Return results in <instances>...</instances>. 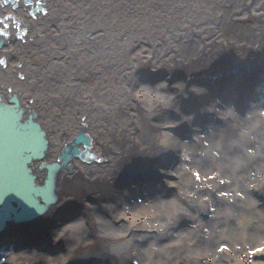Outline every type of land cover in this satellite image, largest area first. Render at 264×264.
Here are the masks:
<instances>
[{
    "label": "bare ground",
    "instance_id": "obj_1",
    "mask_svg": "<svg viewBox=\"0 0 264 264\" xmlns=\"http://www.w3.org/2000/svg\"><path fill=\"white\" fill-rule=\"evenodd\" d=\"M37 2L0 0V101L16 93L19 121L36 112V184L47 174L39 164L70 151L81 124L93 157L48 171L56 201L21 228V241L40 239L4 249L0 264H251L264 247V103L201 76L264 73V0H44L48 24ZM11 21L23 28L20 48ZM141 172L163 185L140 177L112 188ZM79 203L87 215L65 211Z\"/></svg>",
    "mask_w": 264,
    "mask_h": 264
},
{
    "label": "water",
    "instance_id": "obj_2",
    "mask_svg": "<svg viewBox=\"0 0 264 264\" xmlns=\"http://www.w3.org/2000/svg\"><path fill=\"white\" fill-rule=\"evenodd\" d=\"M42 2L43 0H38L37 9L42 8L40 5ZM3 3L16 5L15 0H3ZM6 17H11V14ZM16 28L18 29L16 35L20 36L21 26ZM1 34H7L6 28H2ZM3 44V38H0V49ZM0 62L4 63L2 57ZM7 103L0 101V252L10 247L16 249L26 246V237L21 241L24 236L21 228L29 224L33 226L37 220L36 215L47 210L49 205L56 201L53 182L55 175L48 174V171L52 167L67 166L65 157L70 155L82 161L93 157L85 142L83 134L85 126L81 124L79 132L71 138L70 151L68 148V151H62V157L56 162L39 164V167L47 169V174L40 178L41 185L36 184L35 173L29 166L33 165L31 161L39 158L44 150V132L34 121L35 111L28 113L25 120L19 121L22 110L19 106L22 103L16 93L8 95ZM75 143H84L86 148L80 150L74 146ZM46 202L48 203L44 206ZM60 215L61 213L54 218ZM31 242L30 244H33L37 241Z\"/></svg>",
    "mask_w": 264,
    "mask_h": 264
},
{
    "label": "rangeland",
    "instance_id": "obj_3",
    "mask_svg": "<svg viewBox=\"0 0 264 264\" xmlns=\"http://www.w3.org/2000/svg\"><path fill=\"white\" fill-rule=\"evenodd\" d=\"M51 3L53 4V2L51 1H48V5H51ZM40 5H44V0L43 2L40 4ZM27 13L29 14L28 15V18L30 19L29 22L30 24L32 25L33 22H31V20L34 18L32 14H30L29 12H27L26 10L24 11V13ZM36 15H38V17L41 15L43 16L44 20H45V24H48V18H49V14H48V10L42 6V9L39 10ZM63 15H64V12H63ZM8 19H13L11 17H7ZM14 20V19H13ZM12 22V21H11ZM15 22H12L11 26H10V29H12L13 33L11 35V38H15L17 43H19V48L21 46V42L19 41V37L20 36H17L16 35V27L19 26L20 24H17ZM15 28V29H14ZM23 28L21 27L20 30H22ZM48 29V27L46 28ZM21 35V34H20ZM11 57V56H10ZM12 60V57L11 59ZM11 64L13 65H18L17 63H13L11 62ZM8 65V63L4 62V63H1L0 62V70L3 68H5L6 66ZM22 66V65H21ZM21 66H18V67H21ZM14 69H16V67H14ZM28 70L29 68L26 67V66H22L21 67V70L19 71L18 69H16L14 71V76L17 78V79H22L23 77H25V75L28 73ZM199 76V75H198ZM49 77H53V74L50 73L49 74ZM201 78L206 81V84L209 85L210 87L213 88V90H228L230 87H236L239 89V93L241 94V99H244V100H249V102H252V103H260L263 101L264 103V96L262 95H259L255 92V88L257 86H260V87H263L264 86V73L263 72H260V71H257V72H248L246 73L245 75L243 76H235V75H232V74H228V75H224L220 78H214L212 80H207V78H205L204 76H201ZM256 97H260V98H256ZM241 99H238L239 102H244L243 100ZM264 106V105H263ZM237 107V106H236ZM185 139V138H184ZM174 152L171 153V155L173 154ZM170 155V156H171ZM153 175V177L151 176ZM142 177L143 180H145L149 185H154V186H161L163 185L161 183V176L158 174L157 176L154 175V174H151L149 172H141V173H138V174H131V175H128V176H125V177H122V178H119L117 179L116 181H114L112 183V188L118 192L120 191L121 189H125V188H128L132 185H137L140 183V181L138 180V178ZM132 181H135V182H132ZM170 187H168L170 189V191H173L174 189V186L173 185H168ZM173 186V187H172ZM260 201L264 207V196H260L259 197ZM84 203H87L88 201H83ZM97 208V207H96ZM78 209L83 212L85 215H87V211H89V206H85L83 207L82 203H79L76 208L74 209H67L65 211L71 213H77L78 212ZM100 210V208L98 209ZM63 211L57 213L55 215L58 216L60 213H62ZM90 212H91V209H90ZM103 212V211H102ZM104 213V212H103ZM103 215V214H102ZM133 217V216H131ZM138 219L136 216H134L131 220H136ZM141 222V221H140ZM166 227V226H165ZM142 228V227H141ZM140 228V229H141ZM170 227H166L165 228V231L167 232H170ZM37 228H33V229H30V232H32V234H36L38 231ZM142 232V230H141ZM140 241H143L144 240V237L140 235ZM27 238V237H26ZM33 238V237H32ZM40 238H37L35 241H38ZM136 243H139V241H136ZM26 245L27 244H30L29 242H26L25 243ZM257 248V253H255L253 255L250 254V257L248 258L251 262V264H264V247L261 246L260 247H255ZM59 252H61V250L59 249ZM129 259V258H128ZM62 260V259H60ZM230 260L231 262H236L238 264H247L245 260H243L242 258L241 259H234V258H231L230 257ZM178 263L180 264H183V262H186V261H182V260H177ZM220 263L222 264H230L229 263V259L228 258H220L219 259ZM134 262V259H129L127 264H133ZM66 263V259L64 260V262L62 264H65Z\"/></svg>",
    "mask_w": 264,
    "mask_h": 264
}]
</instances>
